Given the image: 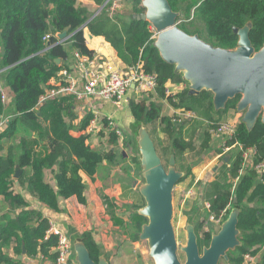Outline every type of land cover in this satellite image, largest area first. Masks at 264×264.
Instances as JSON below:
<instances>
[{"label":"trees","instance_id":"trees-1","mask_svg":"<svg viewBox=\"0 0 264 264\" xmlns=\"http://www.w3.org/2000/svg\"><path fill=\"white\" fill-rule=\"evenodd\" d=\"M93 1L100 8L107 0ZM169 2L175 12L183 14L179 20L184 24L180 28L189 35L199 34L201 37L203 33H190L186 27L195 9L192 20L205 21L203 40L216 48H236L238 36L233 29L244 27L248 20L254 23L250 33L253 46L256 50L263 46L264 0ZM131 7L127 15L111 16L107 6L92 19L94 12L80 7L78 0H0V80L12 90L16 112L8 129L0 135V264H22L19 257L24 248L28 258L41 254L54 260L52 249L58 243L56 236H47L49 219L41 211L31 209L30 203L13 191L14 181L47 209L59 212L61 200L75 197L79 204H87L82 173L93 178L104 162L118 164L119 156L114 151H96L88 144V135L75 137L72 134L86 130L94 117L88 114L76 123L79 118L74 111L73 97L52 99L39 111L34 110L40 96L50 88L51 80L62 70L70 68L74 52L88 56L95 53L87 46L85 29L94 37H104L127 68L141 64L143 72L157 75V99L151 96L131 100L128 111L136 121H143L147 126L161 121L166 139H158V142L164 153L169 155L168 163L174 154L180 170L189 174L202 158L196 164L186 166L183 162L187 154L206 156L214 151L221 153L213 145L209 124L222 120L230 109L236 108L241 97L230 101L226 110L217 114L213 108L212 93L189 96L188 86L182 77L176 75L174 67L164 62L157 49L152 47L156 35L152 25L137 18L146 12L142 1L131 0ZM63 33H67V37L59 39L58 34ZM47 35H51L49 46L44 42ZM170 84L184 86L179 103L169 99L172 105L193 111L198 118L174 125L169 117L160 116L162 100ZM4 112L0 94V118ZM17 136L21 139L16 149L9 143ZM236 140L244 148L257 150L255 163L264 161V124L260 120L252 132L240 123ZM117 142L118 137L111 133V143ZM234 142H229V145ZM233 157L229 165L222 160L223 165L215 180H205L194 205L208 202L210 213L220 216L237 200L243 208L238 225L242 231L243 246L238 250L242 257L247 254L255 258L259 256L258 264H264V176L260 179L254 170L249 169L234 189L233 180L239 176L242 158L236 152ZM133 162L140 171L137 156H134ZM18 170L21 174L16 180ZM47 170L53 171L56 186L46 181ZM103 200L114 225L126 230L134 241H138L137 236L147 220L131 212V224H128L117 215L114 201L107 197ZM82 237L92 258L98 262L102 247L96 243L91 232L83 233ZM14 244L15 257L11 258L3 250Z\"/></svg>","mask_w":264,"mask_h":264},{"label":"water","instance_id":"water-1","mask_svg":"<svg viewBox=\"0 0 264 264\" xmlns=\"http://www.w3.org/2000/svg\"><path fill=\"white\" fill-rule=\"evenodd\" d=\"M141 1L146 12L137 18L152 25L156 33L152 47L157 49L164 62L174 67V73L182 77L188 86L189 96L212 93L215 113L225 111L227 104L240 96L236 109L242 113L241 123L249 132L254 130L259 120L264 124V44L259 51L253 46L250 38L253 21L248 20L244 27L233 29L238 36L236 48H216L199 34L189 35L178 26L177 20L181 14L172 9L169 0ZM66 37L67 33H63L60 39ZM57 62L60 64L61 60ZM132 121L130 128L135 142L134 155L139 159L141 171V181L135 188L144 200V206L134 213L147 220L137 239L147 244L149 258L154 264H182L178 257L179 249L186 254L185 264H218L221 257L228 260L229 251L243 246L239 239L242 231L238 229L243 208L237 200L234 201L220 233L213 238L204 256H200L191 221L187 223V246H178L173 224L174 191L188 172L177 169L174 154L167 169L148 126L134 118ZM225 163H229V157L225 158ZM20 174L18 170L15 178H19ZM70 238L73 258L78 264H110L104 251H101L98 262L92 258L81 234H70ZM25 254L24 248L19 259L22 260ZM257 262L258 259L254 264Z\"/></svg>","mask_w":264,"mask_h":264},{"label":"built area","instance_id":"built-area-1","mask_svg":"<svg viewBox=\"0 0 264 264\" xmlns=\"http://www.w3.org/2000/svg\"><path fill=\"white\" fill-rule=\"evenodd\" d=\"M78 5L81 7L84 3L78 0ZM108 6L111 16L117 14H124L128 12L131 7V0H107L103 7L94 11V15H99L104 7ZM61 34H58L60 39ZM51 35L44 38L46 46H49ZM63 40V39H62ZM87 46L89 44L88 37L86 36ZM73 64L69 69L62 70L57 77L51 80L46 92L40 96L35 111L45 105L49 100L61 98L65 96L73 97V100L78 104L87 101L97 100L101 103L111 104L115 108L121 110L128 98L129 93L134 90L138 94H144L147 97L157 99L158 77L155 74H148L142 71L141 64L135 67H129L125 70L116 69L112 66L111 62L97 54L92 56L83 55L80 52H74ZM175 84H170L166 88V97L162 102L164 108L170 111L169 118L174 125H181L187 121L195 120L196 113L185 108H177L169 101L173 99L174 103L180 102V97L175 88ZM0 94L1 101L4 105L5 112L0 118V135H2L9 127L10 121L15 115L14 107V94L2 80H0ZM91 119L85 135L90 137L97 136L101 132L105 134L114 133L119 140L124 137V130L119 126L113 115H105L103 113H92ZM242 113H239L236 108L230 109L228 114L217 123H210L209 133L212 136V142L215 146L220 143L218 149L221 153L216 156V159L229 157L233 159L232 152L241 154L242 164L239 176L233 180L234 189L240 178L247 170H254L260 179L264 176V161L255 163L257 150L255 148H244L243 145L236 140L239 124L241 123ZM235 141L229 145V142ZM233 189V190H234ZM192 192H190L191 194ZM208 209L211 205L208 202L204 204ZM232 203L222 212L219 216V222L223 223L225 218L228 217L231 210ZM50 221V229L47 236L54 235L58 239L57 246L52 249V254L55 255L53 264H78L73 258V246L70 234L62 228L54 220ZM246 262L252 264L257 258L247 254L245 256ZM42 261L44 257L33 258ZM34 262L33 260H31ZM22 264H31L30 262H22Z\"/></svg>","mask_w":264,"mask_h":264},{"label":"crops","instance_id":"crops-1","mask_svg":"<svg viewBox=\"0 0 264 264\" xmlns=\"http://www.w3.org/2000/svg\"><path fill=\"white\" fill-rule=\"evenodd\" d=\"M82 2L84 3L83 6H86V8H88L90 12L97 11V9L99 8L93 0H82ZM128 9H129L128 12L132 10V8L130 7ZM85 33L89 40L88 47L91 50L95 51L100 56L107 58L111 62L114 68L123 69V70L126 69V65L118 58L116 51L105 40L104 37H94L88 32L87 29H85ZM175 85L178 95H180L184 87L178 84ZM141 95L142 94H138L134 90H132L129 93L128 97L129 98L133 97V99L131 100L137 101L143 99V97L140 98ZM73 103H74V111L76 112V115L79 118V120L83 119L85 116L92 113H103L105 115H113V116H116V114L118 113V109L112 106L111 104L101 103L97 100L82 102L78 104L75 101H73ZM80 112L81 114L79 116ZM127 113L129 117L132 119L133 117L129 114L128 107H127ZM169 115H170V111L166 110L163 106V111H161L160 116L169 117ZM79 120L76 121V123H78ZM132 122L133 121H131V123L128 124V126L131 127ZM122 127L124 128V137L122 140L118 139L117 144L115 145L111 144V133L109 134V138H110L109 144L111 145V149L109 151H114L117 154V156H119L118 164L112 165L107 161L104 162L99 172L93 178H90L84 173H82V178L86 185L85 197L87 200V204L86 205L79 204V205L83 206L84 210L81 208H76L77 210L76 211L75 208L71 207L72 205L71 202L76 199L74 197L68 200H61L59 212L52 211L50 209H47L43 204H41L37 200L33 199L30 196V194L27 192V190L25 188H22L17 183V181H14L13 183V191L16 194H21L30 203L31 209H36L41 211L49 220H54L55 222H57L69 234L79 233L82 235L85 232H91L96 243L102 247V251L106 252L110 260V264L114 263V259H113V255L108 250V245L110 242L108 233H110V229H111L110 225L113 223V221L107 211H106L107 215L110 217V218L105 217L107 222H105V219L102 216V212H105L104 208L106 207L103 198L107 197L110 200L114 201V203L117 206V210H116L117 215H118V210L122 205L126 208L130 207L132 210L131 212H134L136 209L143 207L144 205L142 203L143 205L140 206L137 203L138 201L143 202L144 200L141 197L140 193L135 188V185L141 181V171L138 170L137 166L133 162L134 150H135L133 133L130 127H129L130 132L126 129V127L124 126ZM72 134L75 137H79L81 135H85V130L80 132L78 131L72 132ZM101 134H103V132H101L99 135ZM97 136H93V137L89 136L88 144H90L94 150L100 151L98 148H96L99 145L95 140ZM132 198L136 199L135 204L134 202H131ZM86 211L89 212L88 213L89 215L87 214ZM78 212H81V214H79ZM91 213H94L95 216L94 219L98 222L97 224H93L92 221H90L89 217L91 216ZM101 223L108 224L109 225L108 228L106 229ZM92 224L96 226L91 227ZM112 225L115 226L114 223ZM115 227L121 228L119 226H115ZM81 228H85V229L81 231L80 230ZM94 228L95 229L97 228L96 229L97 231L96 230L93 231ZM72 229H73V233L71 232ZM14 246L15 244L11 248L4 249L3 250L4 254H7L11 258L15 257V253L13 250ZM41 257H44V259L42 261H39L37 259L28 258L25 255L22 261L23 262L28 261L31 264H53V260L48 257H45L44 255L40 254L35 258L39 259ZM31 260H33L34 262H32Z\"/></svg>","mask_w":264,"mask_h":264},{"label":"rangeland","instance_id":"rangeland-1","mask_svg":"<svg viewBox=\"0 0 264 264\" xmlns=\"http://www.w3.org/2000/svg\"><path fill=\"white\" fill-rule=\"evenodd\" d=\"M194 12H192V19L194 18ZM180 14H181L180 18H183V14L182 13ZM179 19L177 20L178 26L182 27L184 23L182 20H179ZM192 19L189 20V22L186 24L187 30L190 33H196V32L203 33L201 37L202 39H204L205 34H206V32H204L205 21L203 19H194V20ZM142 97L145 98L147 96L142 94L140 98ZM131 99H133V97L132 98L128 97L123 106L124 109L122 110L118 109V113L116 114V116H114L116 123L121 127L122 126L126 127L128 131L130 130L129 128L130 126H128V124L131 123L132 119L129 117L127 113V107ZM163 106H164V103H163ZM80 114L81 112L79 113V116ZM162 128L163 126L160 120L148 126L150 134H153L152 138L157 143L158 153L161 156L165 167L168 169L169 155H166L164 153L162 146L158 142V139H164V140L166 139L165 135L162 132ZM122 129L124 130L123 127ZM20 139H21V136L15 137L13 140H11V143H9V145L17 149L20 145ZM109 139H110L109 134L103 133L101 135H98L95 138V140L99 144L96 148H98L100 151L101 150L109 151L111 149V145L109 144L110 143ZM111 144L115 145L114 143H111ZM166 145H167V142H166ZM219 146H220L219 142L215 144V147L217 149L219 148ZM234 154H235V151H233L231 155L234 156ZM217 155H218V152L216 151L206 156H199L197 154L189 153L184 159V162H183L184 165L191 166L193 164H196L200 160L199 159L200 157L202 158L201 162L199 161L198 165L193 167V169L189 172L185 180L179 183L176 186V189L174 191V208H175V213H176V216L174 217V223L175 225H177V227H179V231L177 235V241H178L179 246L185 247L186 241H187L185 238V233L183 231V225L185 224V222H187V220L190 219L189 217L190 214L187 215V211H189V208L186 207V205H191V206L194 205L195 201L197 200L198 193L200 192L201 185L205 182V180L206 182L215 180L219 169L223 165L222 159H215ZM227 165H229V163ZM177 169L181 171L178 165H177ZM46 180L52 186H56V181H55L54 173L52 170L46 171ZM190 192L192 193L190 194ZM131 202H134L135 204L136 199L132 198ZM71 203H72L71 207L75 208V210L76 208H81L84 210V207L79 205L76 199L73 200ZM137 203L140 206L143 205L142 204L143 202L141 201H138ZM232 206L230 207L231 209H232ZM106 209L107 208L105 207L104 208L105 212L107 211ZM131 211L132 210L130 207L126 208L122 205L118 210V215L122 217L128 224H131ZM86 212L87 214L89 213L88 211ZM105 212H102V216L104 217V219L105 217L110 218L107 215V212L106 213ZM78 213L81 214V212H78ZM94 217H95L94 213H91V216L89 217L90 221H92L93 224H97L98 222L94 219ZM105 222H107L106 219H105ZM93 224L91 227L96 226ZM112 224L110 225L111 226L110 233H108V236L110 239L108 250L113 255V259H114L113 264H154L153 261L149 258V249L145 242L134 241L129 232H127L124 229L117 228L113 226ZM102 225L106 229L109 226L108 224H102ZM84 229L85 228H81L80 230L83 231ZM96 229L94 228L93 231H95ZM258 257L256 258L259 259ZM181 260L184 261L183 256H181ZM221 264H224V262H222Z\"/></svg>","mask_w":264,"mask_h":264},{"label":"flooded vegetation","instance_id":"flooded-vegetation-1","mask_svg":"<svg viewBox=\"0 0 264 264\" xmlns=\"http://www.w3.org/2000/svg\"><path fill=\"white\" fill-rule=\"evenodd\" d=\"M259 50H256V51H259ZM143 204H144V201H143ZM186 207L189 208V211H187V215L190 214L189 215L190 219L187 220V222H185V224L183 225V231L185 233V238L187 240L185 246H187V242H188L187 223H188V221H191V224L194 227L195 234L197 236L199 253H200V256L202 257V256H204V251L211 247V243L213 241V238L220 233L221 228H222V223L219 222V216H216L215 214H211L210 213L211 208L208 209L205 205H193V206L186 205ZM175 216H176V213H175V208H174V217ZM173 224H174V228H175V232H176V236H177L178 231H179V227H177V225H175L174 220H173ZM239 239L242 242L241 236L239 237ZM178 246H179V244H178ZM238 248H240V247H238ZM238 248L235 251H229L227 253L228 260L225 259L224 257H221L218 264H221L222 262H224V264H248L246 262L245 256L242 257ZM181 256H183L184 261L181 260ZM178 257H179L180 261L182 262V264L186 263V260H187L186 254L181 252L179 249H178ZM242 258H244V259H242ZM258 263H259V259H258V262L256 264H258Z\"/></svg>","mask_w":264,"mask_h":264}]
</instances>
